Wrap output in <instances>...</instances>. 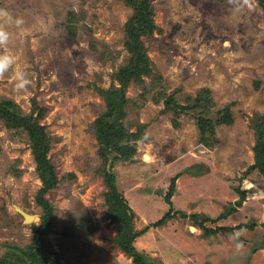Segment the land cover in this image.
<instances>
[{
    "label": "rangeland",
    "instance_id": "rangeland-1",
    "mask_svg": "<svg viewBox=\"0 0 264 264\" xmlns=\"http://www.w3.org/2000/svg\"><path fill=\"white\" fill-rule=\"evenodd\" d=\"M149 2L156 27L142 41L152 68L143 83L129 82L121 120L139 138L130 140V159L112 154L106 165L95 123L108 109L103 91H118V73L130 63L133 7L124 0H0L13 18L6 25L8 50L31 80L17 90L12 72L6 73L0 96L26 115L45 109L40 123L52 137L48 156L59 177L47 194L55 211L44 258L47 264L55 254L59 264H135L116 242L119 222L110 216L104 178L111 169L138 231L168 211L164 197L179 174L174 209L188 217L151 227L135 241L154 264H264V175L252 168L253 121L264 114V7L258 0L239 10L229 0ZM17 18L24 21L20 27ZM203 90L212 98L208 116L216 119L231 108L233 117L208 139L197 122L202 108L181 107ZM36 165L28 133L0 119V259L14 248H34L42 214ZM17 207L35 218L26 222ZM232 208L236 212L227 218L201 225ZM240 223L250 228L239 252L229 238L236 230L206 234V227Z\"/></svg>",
    "mask_w": 264,
    "mask_h": 264
},
{
    "label": "trees",
    "instance_id": "trees-1",
    "mask_svg": "<svg viewBox=\"0 0 264 264\" xmlns=\"http://www.w3.org/2000/svg\"><path fill=\"white\" fill-rule=\"evenodd\" d=\"M124 1L134 9V17L132 18L131 27L128 30L129 37L126 42L131 54L130 63L128 66L120 69L118 73V79L121 83L118 91H103V95L107 100L108 109L95 123L96 135L100 143L99 156L105 161L106 165L110 162V155L112 154L115 155L116 160H128L135 153V149L129 143L131 139H137L139 137L136 133H129L123 127L121 121L127 113L126 104L128 101L125 95L126 88L132 79L143 83L145 76L150 74L152 68L151 60L142 41V37L151 34L156 27L154 21L155 10L149 0ZM258 1L264 7V0ZM209 94V90H203L194 98L192 104L181 106L184 111L197 107L202 108L197 122L204 139H208V134L214 137L216 126L233 122L231 108L220 110V115L216 119L208 116L207 109L212 104V98ZM142 95L144 94L142 93ZM173 99V96L169 97V101H167L169 106ZM45 114V109L41 108L39 115L36 117L33 114L26 115L14 100L3 99L0 96V119L9 128H22L28 133L32 153L37 164L36 169L42 180V187L36 196V202L41 207L42 214L41 223L35 226L37 240L34 248L30 250H18L14 248L13 252L10 253V257L7 256L0 259V264H9L11 259L25 264H47L44 258L46 247L45 236L53 223L55 211L54 205L47 197V194L59 186V177L56 166L48 156L52 137L47 132L46 127L40 123V120ZM253 128L256 135V143L254 146L255 163L252 165V168L257 169L264 175V114H261L255 119V122L253 121ZM178 176L179 174L172 178L169 189L164 197L165 202L169 205L168 211L160 219L150 223L143 230L138 231L134 226L135 212L128 199L119 190L114 171L107 169L104 172V178L108 188L106 196L109 203V213L113 220L119 222V233L116 237V242L133 259L135 264H154L152 259L136 247L135 241L139 236L143 235L151 227L164 226L167 221L177 216L183 218L188 217L185 212L174 209L173 196L177 188ZM242 199L243 196L241 195L240 201H237V203L241 204ZM234 212H236V208H232L227 213L220 214L216 219L206 217L201 221V225L205 226L204 223L208 221L216 222L225 219ZM198 216V214L190 215L196 223H199ZM240 228L250 227L246 223H240L235 226L206 227V234L213 235L220 231H234ZM59 260V256L55 254L51 264H59Z\"/></svg>",
    "mask_w": 264,
    "mask_h": 264
},
{
    "label": "clouds",
    "instance_id": "clouds-1",
    "mask_svg": "<svg viewBox=\"0 0 264 264\" xmlns=\"http://www.w3.org/2000/svg\"><path fill=\"white\" fill-rule=\"evenodd\" d=\"M248 0H229V4H232L239 10L244 4H247ZM0 20L4 23H0V48L4 51L0 52V78L4 77L6 73L12 72L11 79L15 82V88L17 90H24L30 86L31 80L28 78V74L15 67L16 57L8 50V43L10 40V33L6 28L7 24L13 22L11 13L6 8H0ZM17 27L24 24L22 18H17L14 21ZM246 228H240L229 234V238L234 242L235 249L239 252L243 250L244 244L240 239L246 233Z\"/></svg>",
    "mask_w": 264,
    "mask_h": 264
},
{
    "label": "water",
    "instance_id": "water-1",
    "mask_svg": "<svg viewBox=\"0 0 264 264\" xmlns=\"http://www.w3.org/2000/svg\"><path fill=\"white\" fill-rule=\"evenodd\" d=\"M17 210H18V212H20L24 216L26 222L31 221L33 219V217H34L33 215L25 212L20 207H17Z\"/></svg>",
    "mask_w": 264,
    "mask_h": 264
},
{
    "label": "bare ground",
    "instance_id": "bare-ground-1",
    "mask_svg": "<svg viewBox=\"0 0 264 264\" xmlns=\"http://www.w3.org/2000/svg\"><path fill=\"white\" fill-rule=\"evenodd\" d=\"M146 159H147V160H150L151 157H150L149 155H147V156H146ZM34 218H35V217H33V219H34ZM33 219H32V220H33ZM192 230H193V231H196L197 229H196V227H192Z\"/></svg>",
    "mask_w": 264,
    "mask_h": 264
}]
</instances>
